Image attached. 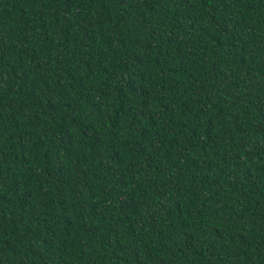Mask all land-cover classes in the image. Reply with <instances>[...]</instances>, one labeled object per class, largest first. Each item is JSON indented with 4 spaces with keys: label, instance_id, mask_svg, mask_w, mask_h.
<instances>
[{
    "label": "trees",
    "instance_id": "16d2710c",
    "mask_svg": "<svg viewBox=\"0 0 264 264\" xmlns=\"http://www.w3.org/2000/svg\"><path fill=\"white\" fill-rule=\"evenodd\" d=\"M0 264H264V0H0Z\"/></svg>",
    "mask_w": 264,
    "mask_h": 264
}]
</instances>
